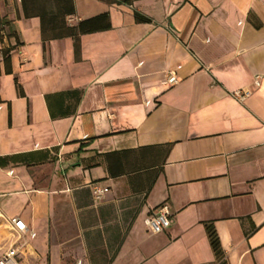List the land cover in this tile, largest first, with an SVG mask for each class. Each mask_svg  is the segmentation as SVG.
<instances>
[{"label": "crops", "instance_id": "1", "mask_svg": "<svg viewBox=\"0 0 264 264\" xmlns=\"http://www.w3.org/2000/svg\"><path fill=\"white\" fill-rule=\"evenodd\" d=\"M12 217L25 264H264V0H0Z\"/></svg>", "mask_w": 264, "mask_h": 264}, {"label": "built area", "instance_id": "2", "mask_svg": "<svg viewBox=\"0 0 264 264\" xmlns=\"http://www.w3.org/2000/svg\"><path fill=\"white\" fill-rule=\"evenodd\" d=\"M166 81L169 84L176 83L177 79L173 69L167 71ZM259 81L258 77H255L253 80V85L258 86ZM231 96L238 100L242 101L247 95V90L236 89L233 90ZM106 187H98L96 184H92L90 186V192L94 199H98L106 192ZM170 219V211L166 204L161 203L157 205L153 211H151L146 217L143 219L144 225L154 233L160 232L164 228H166L169 224ZM8 227L11 232H16V239L6 247L2 253L0 254V264H25L20 260L19 255L24 251V243L19 240L20 233L26 231L25 224L23 221L17 217H12L7 220Z\"/></svg>", "mask_w": 264, "mask_h": 264}, {"label": "trees", "instance_id": "3", "mask_svg": "<svg viewBox=\"0 0 264 264\" xmlns=\"http://www.w3.org/2000/svg\"><path fill=\"white\" fill-rule=\"evenodd\" d=\"M98 19H103L105 18V15H100V16H97ZM136 20H140V18H138L136 16ZM61 94H69V92H64V93H56L57 96H61ZM73 94L76 95V92H73ZM50 116H55V114L53 112H51L50 110ZM205 232H206V237H207V240H208V243H209V246L211 247L214 255L219 258L220 255H221V248H220V245H219V241H218V237L214 231V229L212 228L211 225H205ZM218 264H224L222 262V260H220L218 262Z\"/></svg>", "mask_w": 264, "mask_h": 264}]
</instances>
